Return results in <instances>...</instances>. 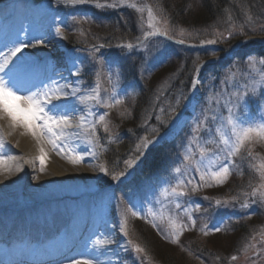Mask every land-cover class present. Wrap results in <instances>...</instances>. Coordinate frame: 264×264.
<instances>
[{"label":"rangeland","instance_id":"obj_1","mask_svg":"<svg viewBox=\"0 0 264 264\" xmlns=\"http://www.w3.org/2000/svg\"><path fill=\"white\" fill-rule=\"evenodd\" d=\"M32 1V0H31ZM261 7H264V0H261ZM96 2L99 3H107L112 4L117 2V0H93L91 3L86 4L87 6L96 8L94 5ZM165 0H123V3L116 7V8H104L100 9L97 8L96 16L100 19L97 23H86L81 24L85 19L84 17L81 20H78L76 23H71L70 21L66 20L65 24H69L71 26V30L68 35L79 43H85L87 45L84 49L83 56L81 55L80 58L84 59V61H88L89 63L82 64L83 68H85V73L88 71L90 66L95 65L96 68L99 67L97 61L99 60L96 55L94 62L93 56L90 50V45H96L99 47L103 45L102 48L106 50H111L112 52L117 53L119 50L122 52H127L128 62L125 66L132 70V74L136 77V89L131 85L129 87V91H126L124 95H127V100L119 105H115L114 101L108 98H104L103 102L105 104H113V107H110V110H114L117 112V116H119L120 110L123 113V117H126L129 114L130 105L134 102V98L138 95L141 87L143 85L142 93L144 92V79L148 77L151 73L161 67L163 64L156 62L151 65L150 61L154 60L157 56H163L165 58L164 64L168 61H172L174 58V46L176 43H182L185 46L190 47H200L202 53H210L212 58L215 62L222 63V67L215 71L214 73H209L206 75L203 86L199 84L198 96L201 108L197 114V118L191 122L192 125L189 130L188 140L189 137L192 135L191 129L194 125V122L202 118V110L205 107H210L212 109L216 108L215 102L211 103L210 105L206 104V99L212 95L215 96L216 93H223V97L221 98V105H223V99L227 98V94L230 92H234L237 90V87L242 85L245 80L242 78L245 75H258L259 73L264 72V66L259 64L260 59H264V55L260 56H249L244 59L242 58H235L233 53L234 49H236L239 45V40L242 39L243 31L238 30L240 34H228L225 35L223 31H221L218 26L214 24H210L204 28H198V30H191L184 26L176 19L174 12L171 8L175 9V5L172 1L166 0L169 4V9L163 7V3ZM161 3V5H160ZM32 4L37 6L35 9L37 10H44V14L48 16L49 22L54 24V29L58 26L57 19L54 15L53 10L56 8L61 7H68V8H76L79 5H67L65 4L64 0H33ZM244 9L240 11L238 14V20L240 17L246 19L248 17H252L250 11L247 10L245 5V1L243 0L240 2ZM83 5V4H82ZM131 5H135L136 7H132ZM173 5V6H172ZM175 6V7H174ZM149 8L152 10V17L149 16ZM138 9H142V11H138ZM78 13L82 16L85 12L82 9L77 10ZM111 12L112 14L103 15L105 12ZM68 13V9H66L63 13H59L61 20L67 18L65 15ZM92 15V14H91ZM115 15V19L113 21V16ZM56 20V24H55ZM87 20V19H86ZM165 21L167 23L165 24ZM263 21V20H259ZM86 22V21H85ZM63 23V22H62ZM112 23V25H111ZM149 23L153 25V27H149ZM261 27L258 29H253L260 33L261 36L264 37V22L260 24ZM156 29H160L161 32H166V35L156 34L153 36L145 37V32H154ZM183 30V31H182ZM55 32V30H54ZM81 32L84 34L81 35ZM248 31H246L247 33ZM56 34V32H55ZM60 38V44L62 47H65V39H62L60 35H57ZM93 40V44H88L86 41ZM208 40H215V44H203L201 45V41H208ZM64 41V42H63ZM132 43L134 48H120L118 45L120 44H127ZM83 45V44H82ZM84 46V45H83ZM102 48H99L101 50ZM226 50V51H225ZM225 51V52H224ZM224 52V54H223ZM200 52H192L190 56V63H189V70L194 69L196 64L200 61H197L198 54ZM222 54L224 55L222 57ZM230 55V56H228ZM228 56V61L225 65L221 62V59ZM222 57V58H221ZM253 58L256 63L249 64L248 58ZM74 61V59H70V62ZM76 61V59H75ZM82 63V62H81ZM120 65H123L124 61L121 59L118 61ZM225 63V62H224ZM86 66V67H85ZM100 76H106L103 71L102 67ZM233 73H238L236 77L232 80H229L228 83H222L226 76H231ZM112 74L114 76L113 80H116L117 75L119 77L118 71L116 69L112 70ZM169 82V79L166 77L158 78L157 82L152 86L153 90L151 93H156L161 88H164ZM117 86L119 84L123 85V80L119 77L117 80ZM78 86L77 83H75ZM243 91L242 88H240ZM259 88L257 89V96H259ZM181 89L178 90L176 95H171L169 98L161 101L159 106L155 107V113L166 114L169 115L171 108L170 106H174L176 100L179 98L181 99ZM111 100V102L109 101ZM196 105V104H195ZM250 106H252V110L254 113L251 114L253 118H257L259 116V101L250 98ZM121 107V108H120ZM249 110V107H248ZM221 111L226 116L227 112L226 109L221 107ZM243 111V109H241ZM249 112V111H248ZM94 114V118H90V124L95 126V131L97 128L100 129L99 131V140L101 143L94 138V135L91 131L88 132L87 139H91L92 143L89 144V154L91 156L92 166L87 165L88 168L91 169L92 175H98V180L93 179L94 181L91 182L90 186L85 187L83 189H78L73 192H68L67 190L62 191V194H56L55 197H62L64 199L70 198V196H77L83 192L91 193V197H93L92 202L89 201L90 211L96 212V215L100 219L106 220V227L111 228L116 231L115 232V243L118 242L122 243L124 247L122 250L124 252L123 255L118 254L116 258L120 262V264H159L153 261V253L150 250L151 247L148 245L144 248L143 252H137L136 246H139L138 243L129 242L124 235V232L121 231V222L118 217V211L116 212L115 204H119V200L121 195L115 194L113 190H105L103 189L101 192V185L102 181H107L108 178H111L112 174L119 173L120 170L123 169L125 171L126 160H136L137 157L144 151V148H140L137 151V145L141 143V138L146 137L150 140V135L147 132H142L143 127H138V130L135 132L136 137L131 141L128 142L129 147H121L120 141L122 139H127L130 135L129 132L125 131V135L118 137L120 134V130L115 126L113 119L110 117L107 118L104 122L98 123L99 116L97 111L93 110L92 115ZM214 112L210 111L208 113L209 116L213 115ZM143 121V120H142ZM123 123V122H122ZM144 123V122H143ZM107 124L108 131H104V126ZM123 125V124H122ZM215 127L211 120L208 121L207 128L213 130L214 134L210 135L209 142L205 138L202 141H199L198 138H193L191 144V154L193 160H200V152L201 149L205 151L204 157V164L207 165L209 161H216L215 164L212 165L213 170H219L220 167H223L224 163L229 160L227 157V148L226 146L220 142V137L215 133ZM132 129V128H130ZM0 138H2L0 136ZM116 139L118 141L116 142ZM188 144V143H187ZM186 144V145H187ZM184 145V149L185 146ZM112 149V150H111ZM112 151V162L111 164H106L104 160L101 159V153L106 154ZM16 154V155H14ZM18 153H11L4 152V163L12 162L9 160L11 155L12 158L17 156ZM8 156V157H7ZM140 157V156H139ZM8 163V164H10ZM70 165V164H69ZM261 165H264V140L253 138L251 141H247L244 146L240 149L238 153L233 155L230 158V172L228 178L225 180V184H232V189H228L227 193H224L222 197H218L217 192L219 191L220 186L223 184L217 185L214 181H208V186L204 181L200 179V173L196 171L195 166H190L185 171V165L180 162V169L181 172L179 176L175 173L170 178H168L163 185L158 184L155 187H152V184H148V189L146 193L144 191V195H154L151 196L145 203L141 202L138 198L132 197L128 195L126 198L128 199L129 203L133 205L136 212L140 213L136 215L138 218H141L142 221L144 219L150 220L152 225H156L155 231L156 235L153 238L161 239L162 242L167 241V243L176 246L179 243L183 245L180 246L175 252L174 256L177 259L178 264H208V259H204L203 256H193V249L185 242L186 238L184 237V232H189L190 235H195L196 230V223L199 224L201 227L202 232L204 228L209 223H214L215 221H219L224 223L225 219L221 218V216L225 213L226 210H232L231 212L234 214L229 215L230 222L227 224H231L233 222H239L243 218L246 220V224L248 226H254V232L251 231L249 236H245L243 240L239 242V248L231 253V254H221L217 255V257L213 256V259L216 262H220L221 264H264V201H261L259 192L257 195L253 197L251 195L252 190L254 188L260 189V186L264 184V179L261 178V172L264 169L261 168ZM17 166V167H16ZM101 166H104L108 169V174L106 175L103 172H100L99 169ZM14 167H16L15 173H13L18 179L19 183L15 185V189L12 188V183L9 181L5 182L0 190V195L5 193L4 196L0 197V204L5 202L6 204H10V207L16 208L22 201L29 200L31 198L34 199L33 195L41 194L45 190L47 191H54L55 181H52L48 185L43 188H30V182L37 181L38 176L41 174L46 173L47 167L46 164L43 166V171H41V164L38 163L34 165V169H32L29 174L26 175L28 164L24 159H20L19 161H15ZM23 170L25 172L23 173ZM201 170L204 169V165H201ZM242 173H245L242 176ZM1 176L4 174H0ZM9 173L4 175V178L7 179ZM27 176V177H26ZM23 177V178H22ZM124 177V176H123ZM183 179L184 184L178 188V190H182L187 193V195L180 197V198H172L163 197L161 193V189L164 187H170L175 185L177 179ZM230 178H234L231 183L228 182ZM26 181H24V180ZM122 180V178L120 179ZM124 180V179H123ZM110 181V180H109ZM189 181H191L189 183ZM238 182L236 185L235 183ZM101 183V184H100ZM52 186V187H51ZM14 190L11 193L10 189ZM193 188L196 190L193 191ZM264 190V189H260ZM7 196V197H5ZM235 197V199H233ZM51 198V197H48ZM144 200V199H143ZM220 200L221 203L217 204L216 201ZM107 201V202H106ZM226 202V203H225ZM105 203V205L103 204ZM103 204V206H102ZM179 204L180 207L177 208L176 205ZM247 204L248 207H242V205ZM112 205V206H111ZM199 205V210L195 211L194 209L196 206ZM110 216L108 214L109 210H112ZM151 209L152 212L155 213V216L148 215V211ZM185 209H188V213H185ZM254 209V212L244 215L245 213ZM48 210V209H47ZM167 210V213L161 212ZM107 213L102 217V213ZM158 212V213H156ZM257 212L261 216L259 217L262 221L260 224L257 223H250L253 220L254 213ZM191 215L192 219L195 221V225L193 226L192 221L189 220L188 216ZM145 216V217H144ZM215 216V217H214ZM162 219V223L160 221ZM107 220L109 223L107 224ZM162 224V225H161ZM186 225V227H182ZM175 226V227H174ZM229 227V226H228ZM103 234L104 231H101ZM174 232L179 233V242L173 243L172 242V235ZM201 236L198 238L197 246L200 250H208L206 252H212L210 244L208 243L209 240L205 238L203 233H200ZM156 238V239H157ZM226 236L218 237L220 245L226 244L228 241H225ZM143 243V242H142ZM144 244V243H143ZM145 245V244H144ZM192 245V243H191ZM140 247V246H139ZM150 251V252H149ZM183 254V256L180 255ZM235 257V259H233ZM113 258V257H112Z\"/></svg>","mask_w":264,"mask_h":264},{"label":"snow or ice","instance_id":"obj_2","mask_svg":"<svg viewBox=\"0 0 264 264\" xmlns=\"http://www.w3.org/2000/svg\"><path fill=\"white\" fill-rule=\"evenodd\" d=\"M67 5H82L91 3L92 0H64ZM123 3V0H117L112 4L107 3H95L96 8H116ZM136 7L135 5H131ZM142 11V9H138ZM149 16L152 17V10L149 8ZM167 21H165V24ZM149 27H153L149 23ZM183 31V30H182ZM57 35H60L62 39H67L66 36L62 35V29L57 26L55 29ZM84 33L81 32V35ZM156 34L166 35V32H161L160 29H156L154 32H145L144 36L149 37ZM10 46L6 48L5 51H0V117L7 116L12 126L15 127L19 125L29 132L37 141L38 144L41 141L46 140L47 143L51 144L54 149H58L57 154L64 152V149L68 146L67 142L71 140L73 136L79 135L77 131H70L71 129H84L85 133L91 131L95 135V126L89 124L85 128L86 116H79L78 122L73 123L72 114L77 111L76 109L69 110L66 105L58 104L56 101H60L62 98L68 96L76 97L78 102L82 105H100L102 103L100 96V84L97 82L91 88L89 92L80 94V89L73 87L70 83H60L58 80H53L50 76H45L43 79H40L31 84L29 87H21V82L18 77L22 73H26L32 69L34 62L30 58H22L21 55L23 50L28 48L29 45L23 41L9 42ZM44 39H36L35 44L41 45L44 44ZM215 40L201 41L203 44H215ZM103 45L97 47L96 45H90V50L95 60L96 55L99 53V48H102ZM120 48H134L132 43L120 44ZM249 64H254L256 61L253 58H248ZM259 64L264 66V59L259 60ZM201 65H197L199 69ZM111 73V69L109 68ZM82 71L80 68L76 69L75 73L72 75H80ZM238 73H233L231 76H226L222 83H228L229 80H232L236 77ZM96 77L98 78L101 75V69L97 68L95 72ZM113 80L111 75L109 77L108 83L112 86V99L114 100L115 105L123 103V97H119V94L116 92L117 80ZM245 82L237 87V90L227 94V98L223 99V105H221V98L223 93H216L213 97L210 95L206 99V104L210 105L215 102L216 108L212 109L210 107H205L202 110V118L197 119L194 122V125L191 129L192 135L189 137L188 144L185 146V153L183 155L182 163L185 165V171L190 166H195L196 171L200 173L201 181H204L208 186V181H214L217 185L223 184L229 176L230 172V158L238 153L240 149L244 146L247 141H251L254 137L264 140V72L259 73L258 75H245L242 77ZM200 80L198 76L192 77L191 89L193 95H195L196 90ZM243 89V91L240 90ZM259 88V96H257V89ZM34 89V90H33ZM250 98L259 101V116L253 118L248 112V107L250 106ZM188 98L185 97V100ZM181 101L178 98L174 106H170L171 111L168 115V121H172L173 118H178L177 109L180 107ZM106 107H113V104H106ZM221 107L226 109L227 115L225 116L221 111ZM243 109V111H241ZM212 111L213 115L209 116L208 113ZM88 114L91 115V109H88ZM108 113H104L99 116V121L104 122L105 117ZM123 115V113H122ZM156 119L161 120L160 116H156ZM216 125L215 133L220 137V142L223 143L227 148V157L229 158L219 170H213L212 165L216 161H209L207 165L204 164L205 151L201 149L200 160H193L191 154V144L193 138H198L203 130L207 128L208 121ZM168 121H163L167 123ZM109 129L107 124L104 126V131L107 132ZM155 131V129H154ZM159 137H153L152 140H148L146 137L141 138V143L137 145V151L140 148L147 149L148 146L152 143H155ZM211 142V141H209ZM88 143L91 144L92 140L88 139ZM5 147V143L2 138H0V148ZM69 151L74 152V149H69ZM143 155V153H141ZM47 153L43 147H40V156L38 157L41 164V171H43V166L45 164ZM70 162L73 164L80 163L84 159L82 155L78 153L68 157ZM4 156H0V164L4 161ZM139 156L137 157V160ZM126 169L116 174H112V180H120L121 177L126 175L127 169L131 168L136 161L135 160H126L125 162ZM201 165H204L205 170H201ZM261 168L264 169V165H261ZM100 172L108 174V169L104 166H101L99 169ZM173 171L179 176L181 169L176 167ZM261 178L264 179V171L261 172ZM191 181H189L190 183ZM184 184V180L178 178L175 185L170 187H164L161 189V195L165 198H180L187 195L186 192L178 190L181 185ZM260 189H264V184L260 186ZM254 188L251 195L255 197L257 192L261 201H264V190ZM196 189L193 188V191ZM235 199V197L233 198ZM217 204H220L221 201L217 200ZM226 203V202H225ZM177 208L180 207L179 204L176 205ZM242 207H248L247 204L242 205ZM195 211L199 210V205L194 209ZM185 213H188V209L184 210ZM134 216L139 215L140 213L133 211ZM148 215L155 216V213L149 209ZM189 220L192 221L193 226L195 221L192 219L191 215L188 216ZM126 220L122 219L121 231L127 235L125 231ZM156 226L155 224L153 225ZM175 227V226H174ZM186 227V225L182 226ZM214 231H220V228H215ZM173 243L179 242V233L174 232L172 237ZM97 246L104 245L109 243V241L104 239H97L94 241ZM137 252H143L144 249L136 246L135 249ZM235 259V257H233ZM69 264H95V261L91 259H74L69 262Z\"/></svg>","mask_w":264,"mask_h":264},{"label":"bare ground","instance_id":"obj_3","mask_svg":"<svg viewBox=\"0 0 264 264\" xmlns=\"http://www.w3.org/2000/svg\"><path fill=\"white\" fill-rule=\"evenodd\" d=\"M24 1L26 3H24ZM8 6H14V9L11 13L7 14L6 17H3L0 22V51H5L6 48L10 46V44H7L12 35L10 34V30H14L15 33L13 34L16 35V40L19 42L23 41L29 45H34L23 50L22 54H27L30 59H33L35 56L40 57L39 59L35 58L32 69L25 73V81L21 83L31 85L32 83L43 79L45 76H50L53 80H58L60 83H70L73 85V79H71L73 76V68L68 65L63 58H54L53 56L54 52L61 53L63 49L62 45L59 43L60 38L56 36L54 26L49 22V19L40 9H35V6L31 5L26 0H0V12ZM36 39H44L45 43L36 45ZM243 44H247L244 56L254 50V46L250 42H245ZM56 66L59 67L58 70H55ZM56 103L66 105L69 110H77L72 114L74 124L78 122L79 116L85 115V128L88 127V109L90 108V104L87 106L82 105L78 102L76 97L73 96L62 98L60 101H56ZM70 131H77L79 132V135L73 136L71 140L67 142L68 146L64 149V152L58 155V149H54L51 144L47 143L46 140H43L40 144H38L36 139L24 128L19 125L13 127L10 119L6 115L0 117V136L5 143V147L0 148V155L6 151L10 153L12 151L14 153H18L17 156H14L13 158V155L9 157V160H12L11 163L3 162L0 164V174L5 175L9 173L7 179L4 178V175H0V189L5 182L9 181V183H12V188L16 190L14 183L17 185L19 182L16 181L18 177L13 174L17 169V166L14 167L15 161L24 159L27 162L28 167L26 169L27 172L23 170V173L25 172L26 175L29 174V172L34 169V165L40 163L38 159L40 156V147H43L47 153L45 160L47 171L46 173L39 175L37 181L30 182L29 187L43 188L52 181H55L53 186L55 187V190L53 192L45 190L41 194L39 193L36 196L33 195L34 199L31 198L29 200L22 201L19 204L16 203V205L21 207L25 203L33 201L41 202L40 205H36L37 208L30 209L32 213L31 219L21 215V213L27 210H11L9 208L10 204H6L5 202L0 204V264H10L9 262L11 260H14L12 264L19 262H22L21 264H43L39 260L29 262L31 261L30 259L33 251L28 252L29 255L26 254L25 247L23 248L20 243H18L17 248H15V246H11L12 239L21 236L20 234H18V236L12 234H15L16 231L27 228L28 232H26L25 237L30 236V234L37 235L36 241L39 243L40 236L48 235L49 233L54 235L56 233L54 231L55 228L59 227V224L66 220L74 224L75 230L71 233L73 236L72 238L79 241V237H83L81 242L88 243L86 248L84 247L83 249L82 256L80 258L81 260L87 258L95 261V264H120L115 256V254H117L116 249H118V243H115L114 239L110 240L101 232V221L96 219L94 216H88L85 214L86 211L84 202L80 206V211H76L77 217L82 219V226L78 224L79 219H75L74 213L67 212L61 216V214H56L55 211L57 208L52 210L54 212H50L49 217H45V220L43 219L44 221H40L42 219V214L46 213L45 207L48 203V197H54L56 194H62V191L65 190L73 192L78 189H83L90 186L91 182L94 181L93 179L98 180V175H92L91 169L87 167V165L92 166L96 163L95 161L94 163L91 162L92 159L88 153L89 143L86 138L88 132L85 133L84 129L75 128ZM69 149H74L75 151L71 152ZM77 153L82 155L84 159L80 163L73 164L70 162L68 157ZM9 189L11 193L14 192L11 188ZM0 192L3 191L0 190ZM4 195L5 193L1 194L0 197ZM60 201L61 200L53 202V208L55 205L62 207ZM79 205L80 204L78 203V206ZM88 224H90L89 228H87ZM97 239H104L109 241V243L97 246L94 243ZM75 243L77 242L71 241L70 244L74 246ZM81 245L82 244H79V247ZM47 248L49 253H52L55 256L60 255V252H53V250L58 248V243L54 242L53 246L49 244L47 245ZM20 252L21 255L19 256Z\"/></svg>","mask_w":264,"mask_h":264},{"label":"trees","instance_id":"obj_4","mask_svg":"<svg viewBox=\"0 0 264 264\" xmlns=\"http://www.w3.org/2000/svg\"><path fill=\"white\" fill-rule=\"evenodd\" d=\"M164 1V0H163ZM173 2V4L176 6L175 9L171 8V10L174 12L176 19L180 21L181 24L186 26L187 28L191 30H198V28H204L210 24L217 25L218 28L223 31L224 33H233L238 32V30H244L246 31H253V29H258L260 24L264 22V7H261V0H244L245 5L248 11L252 12V17H248L246 19L240 17V20H238V14L241 10L244 9V7L239 4L243 0H170ZM163 3V2H161ZM160 3V5H161ZM166 9H169V4L166 2L162 5ZM173 6V5H172ZM115 19V15L113 16V21ZM263 21H259V20ZM112 25V23H111ZM258 50L260 52L264 51V46L258 47ZM182 63L185 65L181 67V61H173L170 64H168L166 67H164L161 71H159L157 74H154L147 82L144 84V92L141 93V96H139L134 102L129 106V114L125 118L126 120H118L119 122H123L122 129L126 132H129L128 138L121 142V147H128V142H131L135 137V132L138 130V127H140V123L143 118H149L151 120V117L154 114L155 107L157 106V102L151 98L150 91L152 89V86L157 82L158 78L165 77L169 74H172L169 76V82L164 87V90L160 92V94L157 95V99L159 101H163L165 95L167 94H175L179 86H184V91H187L188 84H189V63H190V56L187 52H182ZM206 55H202L201 57H205ZM178 69V71H177ZM184 76V77H183ZM183 80H186V82H182L180 80L181 78ZM184 83V84H183ZM158 101V102H159ZM129 128H132L130 131L127 130ZM112 150V149H111ZM163 152V149H154L151 150L147 155V160L142 164V171L146 172L147 174H150L154 166H157L160 162L162 164V158L159 159V156H161V153ZM150 158V165L149 168H147L148 159ZM105 161L109 164L111 163L112 159V151L110 153L104 154ZM160 160V161H159ZM146 164V165H145ZM236 182L235 184H237ZM231 189V184L226 186V188L219 189L220 192H217L218 194L227 193V190ZM261 219L259 217H255L253 220L250 221V223H261ZM248 224L246 222H240L236 228H234L231 234H227L229 236H226L227 238L224 239L225 241H228L224 245H220L218 237H223V235H215L210 237L208 243L211 247L212 252H206L208 250H199L198 248L194 247L195 254L199 256H203L204 259H208V264H219L213 259V254L219 253V254H231L235 252L238 249L239 242L244 237V235L249 232ZM136 232L140 234V237L144 238L145 243L151 247L150 250L153 253V257L156 261L159 262V264H178L177 259L175 258L174 254L177 251V249L174 248L173 245H170L168 243L162 242L161 239L153 238L154 233L151 231L150 227L142 225L140 223L136 224ZM190 236L189 238H191ZM195 242V241H194ZM184 243H189L187 240H185ZM181 256H183L182 253H180ZM184 257V256H183Z\"/></svg>","mask_w":264,"mask_h":264}]
</instances>
